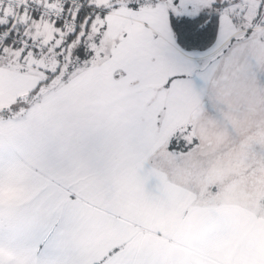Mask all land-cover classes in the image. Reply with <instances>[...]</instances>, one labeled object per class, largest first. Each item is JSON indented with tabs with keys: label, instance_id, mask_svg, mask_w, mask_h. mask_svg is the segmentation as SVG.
<instances>
[{
	"label": "snow or ice",
	"instance_id": "snow-or-ice-1",
	"mask_svg": "<svg viewBox=\"0 0 264 264\" xmlns=\"http://www.w3.org/2000/svg\"><path fill=\"white\" fill-rule=\"evenodd\" d=\"M0 264H264V0H0Z\"/></svg>",
	"mask_w": 264,
	"mask_h": 264
}]
</instances>
